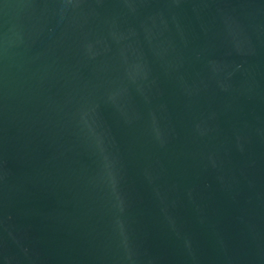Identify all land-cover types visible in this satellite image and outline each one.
<instances>
[{
	"label": "water",
	"instance_id": "water-1",
	"mask_svg": "<svg viewBox=\"0 0 264 264\" xmlns=\"http://www.w3.org/2000/svg\"><path fill=\"white\" fill-rule=\"evenodd\" d=\"M0 264H264V0H0Z\"/></svg>",
	"mask_w": 264,
	"mask_h": 264
}]
</instances>
